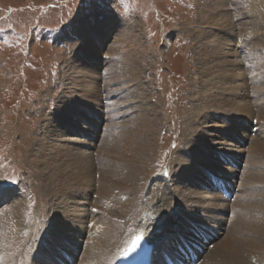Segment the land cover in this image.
<instances>
[{"label":"rangeland","instance_id":"1","mask_svg":"<svg viewBox=\"0 0 264 264\" xmlns=\"http://www.w3.org/2000/svg\"><path fill=\"white\" fill-rule=\"evenodd\" d=\"M244 1L247 0H233L235 5ZM199 3V0H0V238L5 236L6 231L12 229L6 225L9 221L3 210H6L4 208L8 204L19 199L18 201L22 202L24 217L31 220L27 234L29 240L37 239L35 243L40 245V248L47 245L48 249H53L54 252H51L58 255V260L62 258L66 261H74L72 264H76L77 259L72 258L69 250L68 252L64 250V246L67 248L68 243L64 241L49 243L48 231L57 229L58 224L55 223L54 217H66L67 213L73 215L77 207V209H87L82 220L88 219V223L99 217L98 208L104 203L96 195L99 175L94 176L86 164L81 161L74 162L75 160L71 158L68 163L71 162L72 166L68 171H71L73 183L70 182L68 186L66 184L68 190L65 194L52 195L45 185L41 170L43 164L46 165L56 152V143L77 148L78 142L73 136L75 132L87 131L93 137L94 141H89L87 145L90 144V147L86 148L93 154L92 158L96 159L101 140L105 135L107 136V133L112 131L129 134L132 130L130 120L133 121L134 114L126 113L132 108L127 104L126 97L128 93H133V90L123 86V80L119 85L113 83L115 75L110 70L107 71V67L111 69L116 65L105 52L111 47L110 51L118 54L120 60L117 66L121 65L123 71L130 72L133 69L123 62L126 60L130 62V59L135 62L138 69L136 72L140 75V81L145 85L143 88L147 92L146 98L140 100V106L146 109L145 113L149 110L153 113L150 112L149 116H145L150 122V126L145 129L151 130L150 133L152 132L153 135L156 134L155 146L151 150L153 154L150 155L152 163L145 162L146 166L140 173L139 182L147 179L145 185L149 194L154 189L155 177L176 179L173 177V173L178 168L175 159L185 141L198 143L201 141H198L199 136L206 134L220 140L222 138H219L220 134L226 132L227 140L242 146L237 149V151L242 149V157L236 169L238 170L237 185H233L246 186L250 198L243 199L241 203L240 189L233 190V187L231 201L225 200L220 194V199L227 201L228 205L225 212L222 210L217 212L218 215H223L219 226L224 225L222 221L224 218L227 221L223 227L230 229L231 232L227 231L231 234L223 232L222 235H212L211 241L208 240L210 241L208 248L215 252L222 250L221 254L226 251L232 252L233 261L243 260L249 261L250 264H264V233H262V230L264 232L262 222L264 221V158H262L264 150H261L264 149V145L261 147L255 145L259 141L264 144V86L261 90L255 89L252 75L242 74V70L248 73L250 66H253L247 65L250 58L258 59L256 63L264 61V54L262 58L259 56L264 51V23L259 24L260 32L257 36L253 33L254 39H251L246 49H243L239 42L246 38V34L235 39L243 33L238 34L239 24L235 22L231 23V27L230 25L226 27L227 22L221 20L224 12L233 6L221 7L215 17L210 19L204 14L208 5L204 7ZM205 3L207 4L206 1ZM200 11L204 12L201 14ZM227 12L230 15L231 12L229 10ZM89 18L101 25L108 24V29H102L103 32L98 35L101 39L100 45L103 46L101 52L95 51V63L90 60L92 59L90 55L93 56V53L85 55L86 42L73 40L79 23ZM216 18L220 22L218 25ZM122 23L127 25L129 31L121 29ZM230 30H235L237 34L233 36ZM222 37L226 39H221ZM258 40L260 41L257 42ZM90 43L93 41L90 40ZM251 45L253 48L250 47ZM80 55L84 56L85 63L83 59L79 61ZM237 62L240 65L235 66ZM229 69L236 74H231ZM228 73L231 75L229 76ZM81 75L87 77L82 79L83 83L80 79L76 80ZM203 75L206 77L204 78ZM97 79L98 85L95 86ZM258 82L257 80L256 83ZM103 84H110L108 98ZM117 88L123 90L120 95L115 96L114 89ZM88 89H91L90 91L96 89L97 92L82 99L85 102L76 103L89 91ZM213 95H217L220 101L208 100V102L207 97ZM254 97H259L262 105H257ZM232 99L240 104L239 107L244 112L242 115L237 113L233 106L230 108ZM97 101L102 104L101 107ZM109 104L115 110L118 109L116 113L106 109ZM77 108L80 113L76 111ZM81 109H84L82 112L85 111V116L81 113ZM73 110L78 113L72 114ZM87 111L91 113L88 114ZM142 112L144 113V110L136 113ZM251 129L255 133H250ZM253 139L254 144H252ZM202 143L206 144L201 141L200 144ZM129 146L125 145L124 149L128 151ZM45 147H47L46 156L41 154ZM257 150L262 153L257 154ZM222 156H218L222 170L236 168V166L231 168V165L226 163L228 157L223 156L224 161ZM235 156L241 155L236 152ZM196 169L197 174L200 175V178L197 177L198 180L205 183L206 169ZM190 170L191 172L184 177L182 185L187 183L186 180L190 177H194V168L191 167ZM218 177L224 179L222 175ZM136 178L134 180H138V177ZM124 189L121 192L124 193ZM204 190L205 194L212 193L205 188ZM138 191L140 192V188ZM96 201L98 204H94ZM236 203L245 205L247 211L243 212L244 218L242 214L240 215ZM180 224L185 228L186 225L187 227L191 225L186 221L185 224L184 221ZM91 226L90 223L89 227ZM232 227L234 229L237 227V231L235 232ZM69 228L72 230L71 235H74V224ZM231 229L234 231L232 232ZM35 230L36 234H34ZM258 230L259 232H256ZM228 235L230 239L232 237L231 245L222 249L224 242L229 240ZM177 239L178 241L174 243L177 247L173 250H180L179 252L183 253L182 239ZM2 247L0 246V249ZM184 250L187 249L184 247ZM31 253L32 251L27 252L28 255ZM224 253L222 255H225ZM194 255L197 257V264L204 262L202 257L205 254L201 257L196 253ZM55 258L57 257H53V260L57 261ZM0 261L5 260L0 258Z\"/></svg>","mask_w":264,"mask_h":264},{"label":"bare ground","instance_id":"2","mask_svg":"<svg viewBox=\"0 0 264 264\" xmlns=\"http://www.w3.org/2000/svg\"><path fill=\"white\" fill-rule=\"evenodd\" d=\"M199 1H200L199 4L202 3L204 7L208 5L207 9L205 10L206 12L204 14L205 15L207 14V16L210 17V19L215 17L216 13L219 12V9L221 7L233 6V8L228 9L231 12L230 15H228L229 14L227 12L228 10H226V12H224V14L221 16V20H224L227 22L226 27L227 25L228 26L230 25L231 27V25L235 22L239 24L240 28L237 29L238 34L240 32H243V33L239 35L238 37L235 36L236 37L235 39H238L243 34H246V38H243L242 42H239V44L242 46L243 49H246V45L249 42H251V39L252 40L254 39L252 37V34L256 33V36H257L258 35L257 33L260 32L259 29L261 28L259 27V24L264 23V0H247L241 4H236V5L233 2V0H228V1L226 0H199ZM205 1L207 2V4L205 3ZM203 12H201V14ZM219 23L220 22L217 20L216 24L218 25ZM100 25L101 24H98V22L94 21L92 18L86 19L85 21H81L79 23L78 29L75 30L74 36H73V40L79 39V41L83 40L86 42L85 43L86 46L84 47L86 50L85 55L88 56L89 54L93 53V56L90 55V57L92 58L90 60H93L94 63H95L94 58L96 57L95 51L99 52L101 50V47L103 46V45H100L101 39L98 35L101 32H103L102 29L107 28L108 24H102L101 26ZM112 26H114V24ZM120 26L122 27L121 28L122 30L128 29L129 31V28L127 27L125 23L120 24ZM229 32L232 33L234 36L235 30H230ZM223 37L221 39H226ZM90 40L91 42L93 41L94 44L90 43ZM259 41L260 40H258L257 42ZM250 47H252V45ZM87 48H89V50ZM110 48L111 47H109L107 50H105L106 49L105 48L104 50L106 52V56H108L111 60H113V62H115V65H116L114 68L112 67L111 69L110 67H107V71L110 70V72H112V74L115 75L113 79V83L115 82L117 85H119L121 84L123 80L122 85L127 86V88H132L133 90V93L132 92L128 93L127 94L128 96L126 97L127 104L128 105L130 104L132 106V108L129 109L128 112L126 113L134 114L133 121L130 120L131 121L130 124L132 123L131 125L132 130H130L129 134L118 133V132L116 133L112 131L110 133H107V136L105 135L101 140V145L96 155V159L92 158L93 154L88 152L89 149L86 148V147H90V144L87 145V143L93 140V137L90 136L89 132L87 131H78V132H75V134L73 135L76 137V140L78 142L77 148L72 147L70 145L69 147H67L65 146V144L62 145V144L56 143V146H57L55 147L56 152H54L52 159L50 158V161L46 165L43 164L42 166L43 169L41 170L43 171L44 182H45V185L48 186L50 194L52 195L60 194V193L65 194L66 190H68L67 186L70 184V182H72V176L70 174L71 171H68L71 169L72 163L71 162L68 163V161L72 160L71 158H73V160H75L74 162L81 161L84 164H86L89 170L94 174V176L96 174L99 175L98 177L99 178V182H98L99 188L97 190L98 192L96 193V195L98 196L100 200H103L104 203H102L100 207L98 208V211H99L98 213H100V215L98 214L99 217L96 219L90 220L89 223L87 222L88 219L87 221L82 220V218H84L86 214L85 211L87 210V209L85 210L84 208H83L84 210H82L81 208L77 209L78 208L77 207L76 210H74L73 215H68L67 213L66 217L65 216L54 217V221H56L55 223H57L58 226L55 231H52L51 229H49L48 238H47L48 242L49 243H53V242L63 243L64 241V243L66 244L68 243L67 248L64 246V250L67 252L69 250L70 253L72 254V258L77 259L76 264H115V261L119 258L122 252L129 246V244L132 241L136 240L137 238L144 239L145 241H147V243L151 247L152 249V253L150 257L151 264H192V262L185 260V254H188V252H191L193 254L196 253L198 257H201L202 255L205 254L204 257H202L204 261L202 264H250L249 261H243V260L233 261L232 260L233 258L231 255L232 252L231 253L227 252L226 251L227 249L223 250V251H226L227 254H225L226 252L225 253L223 252L225 255H222L223 253L221 254L222 252L221 249H220L221 252L219 251L215 252V251H212V249H209L207 245V242L212 235H222L221 233L223 232L225 233L227 232V234H231V233H228V231L231 232L230 229L228 230V228L226 229L223 227L224 225H226V221H227V220L225 221L224 218L222 219L224 225L219 226V222L223 215H218L217 212L221 210L225 212L228 204H227V201H222L220 199L221 193H219L218 191L214 189L216 187H214L213 182H215L217 176L218 175L224 176L225 180L223 178L222 179L220 178V179L227 184L226 188L229 189V192L231 194L233 193L234 189L236 188L240 189V193L242 195L238 197L239 198L242 197L241 203L242 201L250 198V196H248L249 191H247L248 188L246 186L240 185L237 187L233 185V184L237 185L236 180L238 179L237 178L238 176L236 174L237 173L236 171L238 170L236 169H237V164L240 162L241 160L240 158L242 157V151H241L242 149H240V151H237V149L242 146H240L239 144H236L234 141L227 140L226 138L228 134L226 132L220 134L219 138L222 137L220 140L213 138L214 136L210 134L199 136L198 141L201 140L202 142H206V144H203V143L200 144L201 141L198 142L201 146H199V144L196 141L194 142L185 141L180 147V150H179L180 152L177 153L176 159H175V163L178 168L173 173L174 175L173 177H175L176 179L178 178L179 179L176 180L173 178L172 180H168L167 178H164L162 176H157L153 179L154 189H152V192H149L148 194V192L146 191L147 190L146 188L148 187H146L147 185H145L147 182V179L145 178L143 182L141 181L139 182L140 173L145 168L144 166H146L145 162L148 161L147 162L148 164L149 162L152 161V158L150 157V155L152 153L151 152L152 147L155 146V138H156V134L153 135L152 132L150 133L151 130L145 129L146 127L150 126V122H148L145 119V116H149L151 110L145 113L146 109L140 106L141 104L140 100L146 98L147 92L145 91V88H143L145 85L140 81V78H141L140 75H138V73L136 72L138 69L136 67L135 62L132 59H130V62L129 61L127 62V60L123 62L124 65L133 67V69L130 72L123 71V68L121 67V65L117 66L118 62L120 61L118 54L111 52ZM226 54L228 57V53ZM263 54H264V51L259 56L262 58ZM78 59H80L79 61H81V59L84 60L85 58L84 56L80 55L78 56ZM254 60L250 58L247 61L248 66L250 65H253V66H250V71L248 73L242 70L243 71L242 74L243 76L245 74L247 75L251 74L255 81L254 82L255 89L261 90V88L264 86V67H263L264 61L262 62L258 61V63H256L258 59L257 60L254 59ZM85 61L86 60H84V63ZM238 64L239 63L237 62L235 66ZM226 65H224L225 68H226ZM231 68L233 70L234 65L233 67L231 66ZM232 70L229 69L230 73L236 74ZM255 72L256 74H253ZM103 74H104V71H103ZM87 77H89L88 74H87ZM87 77L81 75V77L80 78L78 77L76 80L78 81L80 79L81 83H83L82 79L83 78L87 79ZM93 79H95V77H93ZM227 79H229V77H227ZM257 80L259 81L258 83H256ZM94 85L95 86L98 85V79L96 83H94ZM205 85H206V82H205ZM108 86H110V84L108 85L106 84L103 86V88L105 89L106 98L110 96V90L108 89L109 88ZM245 86L247 87L246 84ZM90 90L84 96L80 98L81 99L80 101H78L75 97H73L77 100L76 103H80L81 101H84L82 99L86 97L88 98L89 96L96 94L94 93L96 89L95 91H90ZM122 90L123 89H119V88L114 89L115 91L114 95L115 96L120 95ZM246 91L248 92V90ZM235 92H237V90ZM218 98L219 97L217 95H213L211 97H207V101L208 100L217 101ZM254 98H255L256 104L260 105L261 104L260 98L259 97H254ZM230 101H231L230 108L233 106L236 112L242 115L244 112H243V109L239 107L240 104H237V102H234L235 99H232ZM101 105L99 104L100 107ZM109 105H110V108H108ZM109 105H107L106 109L110 112L116 113L118 109L115 110L111 104ZM82 108L84 107L82 106ZM82 110L84 109H81V113H84L85 111L82 112ZM143 110H144V113L143 112L136 113L138 111H143ZM247 110H249V108H247ZM76 111H78V108ZM76 111L73 110L72 114L79 112V111L78 112ZM244 111H246V109ZM87 113L90 114L91 112L87 111ZM84 116H85V113H84ZM79 117H82V116H79ZM191 122L193 123V121ZM77 130H79V128ZM188 130L190 131V129ZM254 139H253L252 144H254L255 142ZM127 144L130 145L128 151L124 149L125 145ZM255 145L256 147H259V146L261 147L264 144H262L259 141L258 144L255 143ZM51 147L54 148V146H51ZM46 148L47 147H45L41 152V154L45 156H46V152H45ZM49 150H50V147H49ZM51 150L53 149L51 148ZM253 150H250V151H253ZM261 150L263 151L264 149L262 148ZM257 151H254V152H257V154L261 152V151L259 152V150ZM236 152L239 153L241 156H235ZM254 152L253 154H255ZM222 155L226 158L228 157L226 160V163L228 165L230 164L231 168L232 166H236V168H232V169L225 168L222 170V168L219 166V160H218V156L220 157ZM223 156H222V159L225 161ZM46 159L47 157L44 159V162L46 161ZM233 159L235 160V162H233ZM261 161H263V159ZM194 165L196 166V168L206 169L207 179L205 183H201L198 180L197 177L200 178V175L197 174L198 170L195 168ZM190 166L193 167L195 170L194 177L193 176L190 177V179L186 180L187 183L182 185V182L184 181V177L189 172H191ZM72 174H73V171H72ZM136 177H138V180H134V178ZM217 179H219V177ZM89 185L91 184L89 183ZM232 187H233V190L231 191ZM139 188H140V192L138 191ZM204 188L211 191L212 193L208 194L206 192L207 194H205ZM123 189H124V193L121 192ZM47 194L49 193L47 192ZM18 200L16 201L14 200V202H11V204H8L7 207L4 208L6 210H3L5 213V217L7 218V221H9L6 225L12 229L6 231L4 233L5 236L0 238V246L6 247V248L2 247V249H0V258L1 260H5V261H0V264H72L74 261H68V260L66 261L62 258L58 260L59 258L58 255H55L53 253L54 252L53 249L51 248L48 249L47 245L44 248L42 247L40 248V245L35 243V240L37 241V239L30 238L29 240V238L27 237V234L29 230V221L31 220H29L30 218L28 219L26 216L24 217L22 213L23 211L22 202ZM241 203L240 204L236 203L235 205L236 207L239 208L238 210H240V215L242 214V217H243L244 215L243 212L246 213L247 210L246 208H244L245 205ZM94 204H98V201H96ZM181 221H184V224L186 221L187 224L190 223L191 225L189 227H187L186 225V228H185L184 225L180 224ZM243 222H246V221H243ZM262 222L264 223V221ZM90 223L92 224L91 227H89ZM73 224L75 226V233L74 235H71L72 230L69 227H71ZM49 227H50V224L48 228ZM232 229H234V227H232ZM236 229L237 227L234 229L235 232L237 231ZM234 230H232V232ZM256 232H259V230ZM262 233H264L263 230H262ZM34 234H36V230ZM228 237H229L228 238L229 240L224 242V247L222 246V249L228 248V246L231 245L230 241L232 240V237L231 239H230V235H228ZM177 238L182 239V241L181 240L180 241L183 243L182 244L183 253L179 252L180 250L179 251L173 250L174 247H177L174 245V243L178 241ZM260 245L263 247L262 244ZM184 247L187 250H184ZM29 251H32L31 255L33 254L34 256L28 255L27 252ZM243 255L244 254H242V256ZM53 257H57L55 258L57 259V261H54Z\"/></svg>","mask_w":264,"mask_h":264},{"label":"snow or ice","instance_id":"3","mask_svg":"<svg viewBox=\"0 0 264 264\" xmlns=\"http://www.w3.org/2000/svg\"><path fill=\"white\" fill-rule=\"evenodd\" d=\"M137 239H139V238H137Z\"/></svg>","mask_w":264,"mask_h":264}]
</instances>
